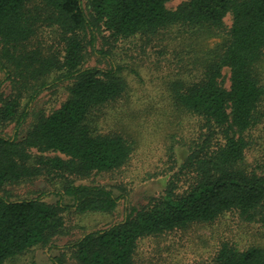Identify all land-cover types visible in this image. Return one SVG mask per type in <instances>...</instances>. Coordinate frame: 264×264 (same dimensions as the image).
Instances as JSON below:
<instances>
[{
	"label": "trees",
	"instance_id": "1",
	"mask_svg": "<svg viewBox=\"0 0 264 264\" xmlns=\"http://www.w3.org/2000/svg\"><path fill=\"white\" fill-rule=\"evenodd\" d=\"M85 1L86 6L84 0H38L37 5L35 0H0V70L5 80L13 81L9 67H14L15 76L27 74L33 80L59 73L51 83L35 84L30 101L46 87L69 83L68 98L39 118L21 140L0 134V190L40 174L28 162L33 149L63 155L65 159L41 163L77 177L123 167L132 145L119 134L100 132L96 124L100 111L121 98L127 84L119 75L121 68L111 61L108 69L84 67L86 44L106 57L95 50L100 30L117 41L152 38L168 27L185 26L226 36L224 47L206 62L201 79L177 84L175 93L179 107L204 121L208 134L202 143L211 138L219 143L192 150L186 159L189 180L183 193L170 190L141 209L125 207L120 222L88 232L64 248L73 249L77 264H136L139 242L147 238L212 224L227 213L264 224V176L243 166L244 135L258 124L264 103V85L257 75L264 61V0H188L174 10L167 8L170 0ZM226 16L231 17L229 29ZM41 24L60 31L62 56L26 53L24 44ZM81 34L88 36L86 44ZM225 69L228 88L222 85ZM19 100L20 94L0 109L5 119L17 117V127L27 116L26 110L16 116ZM55 195L54 205L43 202V195L12 200L0 195V264L62 233L64 211L110 214L119 201L103 186L73 181H66ZM48 264L63 262L55 258ZM210 264H264V250H240L223 243Z\"/></svg>",
	"mask_w": 264,
	"mask_h": 264
},
{
	"label": "rangeland",
	"instance_id": "2",
	"mask_svg": "<svg viewBox=\"0 0 264 264\" xmlns=\"http://www.w3.org/2000/svg\"><path fill=\"white\" fill-rule=\"evenodd\" d=\"M38 0H35L37 5ZM188 0H170L167 8L174 10ZM86 6V1L83 2ZM86 12L87 8L85 7ZM45 20V19H44ZM231 17L226 16L224 25L229 29ZM56 27L41 24L36 35L25 45L26 53L39 52L47 57L62 56L64 43ZM84 44L88 36L82 35ZM107 31L97 32L95 50L103 51L106 57L96 54L86 44L84 67L109 68V61L121 70L119 75L126 82L123 96L100 111L97 129L103 133H116L132 145V153L120 169L108 173H92L77 177L51 170L41 162L63 155L31 150L29 165L40 169V174L6 185L0 195L9 199H29L43 195L41 200L54 205L66 181L75 184L99 185L111 190L119 198L113 213L77 214L62 213V233L49 239L46 245L32 247L12 257L4 264H48L58 258L63 264H77L72 248H64L84 234L104 228L122 220L123 210L141 209L153 199L166 192L183 193L189 180L186 159L192 150L202 145L216 146L219 141L211 138L202 143L208 134L204 121L175 102L176 85H189L201 79L206 62L224 47L226 36L206 30H191L188 27L171 26L159 31L152 38L136 36L115 41ZM23 48V47H22ZM1 54V48H0ZM5 80L0 70V109L5 101L16 99L20 94L16 116L26 110V119L17 127V117L5 119L0 112V134L6 138L16 135L21 140L36 121L57 110L68 98L69 83L46 87L30 101L34 85L51 83L59 73L33 80L15 76ZM264 85V61L257 69ZM229 72L223 70L222 85L229 87ZM23 85H26L22 87ZM258 124L245 133L247 149L243 166L256 170L264 176V103L260 108ZM64 203L71 204L68 198ZM223 243L235 245L240 250L251 247L264 250V224L248 223L236 213H227L212 224H197L168 235L141 240L137 250L136 264H210Z\"/></svg>",
	"mask_w": 264,
	"mask_h": 264
}]
</instances>
